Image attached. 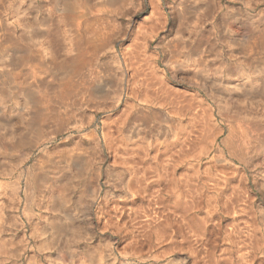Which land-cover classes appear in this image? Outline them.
<instances>
[{
	"label": "bare ground",
	"instance_id": "6f19581e",
	"mask_svg": "<svg viewBox=\"0 0 264 264\" xmlns=\"http://www.w3.org/2000/svg\"><path fill=\"white\" fill-rule=\"evenodd\" d=\"M173 1L174 3L170 0H142L139 6L140 10L150 8L152 31H157L162 23V11L164 7L168 8L171 22L175 23L163 43L170 53L168 66L183 72V78L197 83L200 90L214 100L219 115L229 119L227 133L222 139L223 147L229 155L240 162H252L257 157L254 154L263 151L264 147L263 142L256 148L251 145V140L264 134V114H258L260 112L257 110L264 99V9L256 12L246 9L254 8L264 3V0H240L244 9L231 6L221 14L220 39L227 49V55L222 54L217 43L216 30L213 27L205 28L206 22L212 20L217 12L215 0ZM132 2L133 0H0V170L9 166L18 150L26 152L31 147L35 148L44 137L45 130L73 112L84 98L119 96L114 88L116 76L113 73V63L107 59L101 61L100 56L109 44L110 25L116 22L117 17L127 13ZM228 23H233L247 32L241 36L231 30ZM150 24L148 22L147 25ZM142 25L145 23H141ZM133 45L136 46L134 43ZM133 51L135 55L131 56L135 61L131 59V68L138 85L130 88L131 94L136 99L142 96L145 101L159 107L150 105L146 110L137 108L129 101L115 122L120 125L129 122V140L132 137L139 140L132 144L139 152L150 147L155 153L149 164L143 156L136 157L128 150L125 153L127 160L134 165H146V170L145 167L139 169L133 180L127 183V194L130 196L132 192L134 196V193L140 192L141 187L146 184L147 175L148 179L151 178L150 183L146 184L149 188L144 186L142 190H148V195L152 198L149 201L148 197V204L144 205L146 216L152 220L165 212L161 205V192L156 187L162 185V179L159 178V152L165 148V152L173 150V154L189 158L196 149L205 148L212 130L211 111L204 100L199 98L200 95L188 94L160 83L156 79L158 77H154V64L151 63L150 57L140 48ZM145 62L149 68L147 73ZM97 66L99 69L95 70V79L90 75L86 76V72ZM154 78L157 81H154ZM175 114L187 116L189 123L180 126L172 118ZM92 141L95 143L94 148H97L98 137H93ZM107 144L110 148V142ZM172 153L167 154L171 156ZM176 156L173 155L175 158ZM94 159L86 151L47 153L44 161L38 160L33 172H28L27 180H34L40 184L39 188L45 189L43 183L45 179H50V189L55 186L61 189H54L53 198L60 201L70 200L72 181L75 180V186L81 183ZM228 164L229 162L221 157L217 158L213 166L203 171L192 164L191 173L182 174L181 171L182 178H177V194L173 195L177 205L165 208L171 215L174 212L180 213L182 220L190 225L189 234L192 232L197 238L203 237L206 222L209 221L207 217L218 208L228 210L234 217L244 218L243 215L247 213L248 209L240 208L244 199L251 195L247 182L242 176L240 179L236 177L241 173L237 168L230 167L232 174L236 176L231 174L232 176L228 177L230 173L225 171L229 168ZM212 169L226 175L221 176L219 172L213 174ZM95 174L98 177L99 174ZM210 178L214 181L212 188V184L208 182ZM233 180L236 183H233ZM171 184L170 181L166 185ZM4 185L7 188L6 184ZM261 185L264 187V179ZM211 189L222 197L221 201L208 195ZM59 206L60 204L54 202L55 210H58ZM144 212L140 213L141 217ZM249 220L252 222L253 217ZM152 221L150 223L155 222ZM253 223L250 229L238 228L237 257L241 259L251 254L260 244V237L264 236L262 229L254 227ZM143 225L145 229L147 226ZM2 228L0 216V232ZM184 228L187 230L188 226H183ZM64 229L65 225H56L53 233L59 236ZM214 236H211L212 240L215 239ZM190 241L188 243L192 242ZM0 247L4 251L7 250L4 243L0 244ZM192 248L195 250V247ZM97 259L100 262L101 256L97 255Z\"/></svg>",
	"mask_w": 264,
	"mask_h": 264
},
{
	"label": "rangeland",
	"instance_id": "374dc122",
	"mask_svg": "<svg viewBox=\"0 0 264 264\" xmlns=\"http://www.w3.org/2000/svg\"><path fill=\"white\" fill-rule=\"evenodd\" d=\"M141 1L133 0L127 13L117 17L116 22L110 25L109 44L100 56L101 61L107 59L113 63L115 70L113 73L116 76L114 88L117 89L119 96L102 99L84 98L73 112L58 121L53 127L45 130L44 137L35 148L31 147L26 152L22 149L18 150L13 155V161L9 166L0 170V186L2 187L0 189V216L3 224L0 232V244L7 245L6 251L0 247V264H264V236L260 237V244L252 250L251 254L242 259L237 257L239 245L236 242L238 228L250 229L252 222H254V227L262 229L261 231L264 232V187L261 185L262 179H264V147L263 151L254 154L257 157L252 162H240L229 155L222 144V139L227 133L226 127L230 123L229 119L219 115L214 100L207 97L197 86V83L183 78V72L168 66L170 53L163 43L167 38L166 34L169 35L175 26V23L171 22L168 8L164 7L162 11V23L157 31H152L150 8L140 10L139 3ZM170 1L174 3L173 0ZM215 3L217 12L212 20L206 22L205 28L213 27L216 30L217 43L221 47L222 54L227 55V49L220 39V16L228 7L244 9V5H241L240 0H215ZM261 9H264V3L246 10L256 12ZM148 22L150 25H147ZM141 23H145L146 26H141ZM234 25L228 23L231 30L241 36L245 35L244 33L247 31ZM139 48L146 56L150 57L151 63L154 64V77L157 76L156 79L160 83L178 91L180 89L188 94L200 95L199 98L204 100L211 111L212 130H210L208 146L206 143L205 148L196 149L189 158L180 157L177 153L173 154V150L165 152V148L159 152V173L161 176L159 178L162 179V185L156 187L162 193H160L161 205L165 212L158 215V218H152L154 223H150L151 217L146 216L144 212L148 200L150 201L152 198L148 195V190H142L144 186L146 189L149 188V186L146 187V184L150 183L151 178L148 179L147 175L148 180L145 179L146 184L141 187L140 192L134 193V196H132V192H130V196L127 194V183L133 180V176L135 177L139 169L145 167L146 170V165H134L127 160L128 157L125 153L131 151L136 157L143 156L147 164L150 163V159L155 153L150 147H147L148 150L139 152L132 145L139 140L136 137L129 140V122L125 125H120L118 122L117 125L115 122L118 121L121 110L129 101H132L131 104L137 108L141 107L146 110L152 105L142 96L134 98L130 91V88L138 85L133 76L131 59L135 55L133 50ZM132 60L135 61V58ZM96 69L99 67L86 72V76L90 75L92 79H95ZM145 72H149L148 64L145 66ZM156 79L154 78V81H157ZM261 103L257 109L260 115L264 114V99ZM152 106L159 107V105ZM172 118L180 126L189 123L187 116L175 114ZM95 136L99 139L97 148H94L95 143L92 141ZM108 142H110V148H108ZM261 142L264 143V134L251 140V145L256 148ZM81 151L88 152L95 159L91 162L92 165L87 169L86 176L81 183L75 186V180L72 181L70 200L60 201L53 198L54 189L56 191L61 189L58 186L50 189L52 186L50 179H45V183H43L45 189L39 188L40 184L34 180H30V182L27 180L28 172H33L34 165L38 160L44 161L47 153L61 154ZM167 153L177 156L175 158ZM115 156L118 157L117 160L114 158ZM218 157L229 162V168L225 170L228 174L230 173L227 175L228 177L234 175L232 174L234 168L241 172L240 175L234 176L238 179L241 176L245 178L251 195L244 199L240 207L248 209L246 215H243L246 217H244L245 219L240 216L234 217L224 208H218L219 211L211 212L207 217L209 223L206 222V231L204 230L203 237H201L205 238L203 240L194 236L192 232L189 234L190 225L182 220L180 213L174 212L171 215L172 213H168L165 207H176L174 205H177L175 196L173 198V195L177 194L175 189L177 178H182L184 173H191L192 164L197 165L201 171L213 166ZM95 172L99 174L98 177ZM212 172L214 174L219 171L212 169ZM219 173L221 176L226 175ZM170 181L174 186L166 185ZM208 182L212 184L210 186L212 188L213 179L210 178ZM233 183L236 181L233 180ZM227 188L229 189V187ZM208 195H212L214 200H222V197L213 189L211 192L208 191ZM172 201L173 204H171ZM54 202L60 204L58 210L54 209ZM139 212H144V216L141 217ZM134 213L137 216L139 214L140 217ZM251 217H253L252 222L249 220ZM138 219L140 221L148 220L139 223ZM160 219L163 221L160 222ZM182 222L183 224H181ZM59 224L65 225L64 232L67 231L57 236L53 230ZM143 224L145 227L147 226L146 230L143 228ZM183 226L186 228L188 226L187 230L184 228V231ZM209 231L212 232L209 233ZM185 232L193 237L190 238ZM211 236H214L215 239L212 240ZM217 238L218 240H216ZM189 241L191 243H188ZM192 247H195V250ZM97 255L101 256L100 262L97 261Z\"/></svg>",
	"mask_w": 264,
	"mask_h": 264
}]
</instances>
